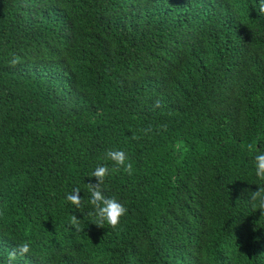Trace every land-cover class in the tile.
Segmentation results:
<instances>
[{
	"label": "trees",
	"instance_id": "1",
	"mask_svg": "<svg viewBox=\"0 0 264 264\" xmlns=\"http://www.w3.org/2000/svg\"><path fill=\"white\" fill-rule=\"evenodd\" d=\"M256 151L259 0H0V264L25 241L14 264H264ZM98 165L116 228L89 215Z\"/></svg>",
	"mask_w": 264,
	"mask_h": 264
},
{
	"label": "clouds",
	"instance_id": "2",
	"mask_svg": "<svg viewBox=\"0 0 264 264\" xmlns=\"http://www.w3.org/2000/svg\"><path fill=\"white\" fill-rule=\"evenodd\" d=\"M259 12L264 15V0H259ZM19 62V57H14L10 64L15 66ZM158 106V102H157ZM166 128V126H161ZM147 133L151 131V128L142 130ZM135 134L132 135V139H138ZM249 149L252 146L249 145ZM105 160L112 161L115 167L111 171H119L120 168L131 175L133 172L132 163L128 162L129 157L123 150H107L104 156ZM255 175L261 181H264V152L256 151L253 160ZM109 167L107 165H98L94 171L90 174V177L95 178V183H86L87 191L90 194L88 203L92 206L93 211L89 213L91 216H95V224L102 227L106 222L111 228H116L121 220V217L127 213L126 207L119 202L115 197H108L104 194V182L105 177L109 175ZM80 188H73L71 193L66 194L65 199L77 210L83 207V198L79 195ZM243 193L248 194L249 203L253 211L259 210L260 216H264V185L257 186L255 190L245 188ZM69 224L79 231L80 219L75 215H71ZM30 242L25 241L17 245L7 254V264H14L17 256H24L30 252Z\"/></svg>",
	"mask_w": 264,
	"mask_h": 264
}]
</instances>
